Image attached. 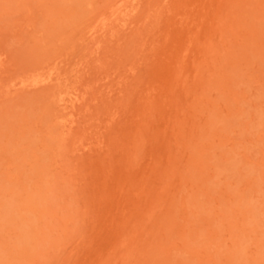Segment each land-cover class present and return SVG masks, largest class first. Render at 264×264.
<instances>
[{"label": "rangeland", "instance_id": "374dc122", "mask_svg": "<svg viewBox=\"0 0 264 264\" xmlns=\"http://www.w3.org/2000/svg\"><path fill=\"white\" fill-rule=\"evenodd\" d=\"M0 264H264V0H0Z\"/></svg>", "mask_w": 264, "mask_h": 264}, {"label": "bare ground", "instance_id": "6f19581e", "mask_svg": "<svg viewBox=\"0 0 264 264\" xmlns=\"http://www.w3.org/2000/svg\"><path fill=\"white\" fill-rule=\"evenodd\" d=\"M65 99V98H64ZM62 101V100H61ZM73 101V100H72ZM77 102H78V100H77ZM74 103H75V101H74ZM75 106V105H74ZM69 108V107H68Z\"/></svg>", "mask_w": 264, "mask_h": 264}]
</instances>
